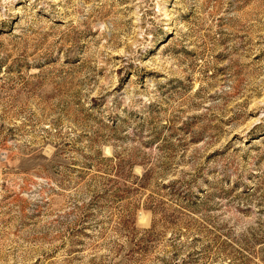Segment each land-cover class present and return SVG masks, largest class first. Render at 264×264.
<instances>
[{"label": "rangeland", "instance_id": "obj_1", "mask_svg": "<svg viewBox=\"0 0 264 264\" xmlns=\"http://www.w3.org/2000/svg\"><path fill=\"white\" fill-rule=\"evenodd\" d=\"M0 264H264V0H0Z\"/></svg>", "mask_w": 264, "mask_h": 264}]
</instances>
